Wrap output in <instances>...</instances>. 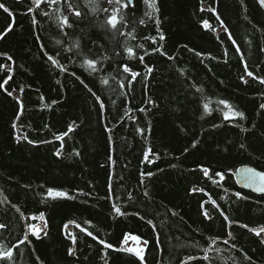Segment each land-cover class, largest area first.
Listing matches in <instances>:
<instances>
[{"label":"trees","instance_id":"trees-1","mask_svg":"<svg viewBox=\"0 0 264 264\" xmlns=\"http://www.w3.org/2000/svg\"><path fill=\"white\" fill-rule=\"evenodd\" d=\"M0 3L11 13L0 9V33L7 32L0 39V83L12 77L0 88V224L6 226L0 253L13 251L0 264H264L262 234L249 231L264 227V194L240 188L230 172L241 165L264 171V84L247 76L264 78L258 0H156L158 11L135 0L123 29L132 35L115 38L105 28L106 0L87 6L79 0L80 18L63 2L42 4L35 13L28 11L35 9L31 0ZM65 15L72 27L61 29ZM87 59L97 61L99 71H91ZM125 64L140 75L133 80ZM220 100L244 117L233 116ZM25 135L35 143L17 141ZM148 149L158 155L145 160ZM149 171L154 175L141 176ZM216 172L225 179L217 183ZM49 189L74 198L50 197ZM235 192L248 199L237 200ZM213 201L234 222L230 227ZM113 203L126 215H116ZM41 221L46 235L31 233L20 244L28 226ZM69 222L75 223V244L65 230ZM125 235L148 241L143 262L116 250ZM212 239L215 247L205 252Z\"/></svg>","mask_w":264,"mask_h":264},{"label":"snow or ice","instance_id":"snow-or-ice-1","mask_svg":"<svg viewBox=\"0 0 264 264\" xmlns=\"http://www.w3.org/2000/svg\"><path fill=\"white\" fill-rule=\"evenodd\" d=\"M31 2H32V4L35 5V9L30 7L28 9L29 12L35 13L36 9H41V5L42 4L57 5V4H60L61 2H63V4H65L67 6V8L69 9V15H72L75 18H80L81 17V11L79 10V7H80L79 0H31ZM259 2H260V4L262 6H264V0H259ZM144 3L146 5H148L149 8H152L154 11H158V9L156 8V0H144ZM87 4H88V0H85V6H87ZM106 4L108 6L104 7L102 9V11L105 14H107L106 15V19H105V28H106V30L110 31L112 33L113 38H115L117 33L119 35L127 34V35L131 36L132 35L131 31H128L127 33H125L123 31V29H127L129 27L128 20L126 18L125 10H127L129 8V6L134 7L135 6V0H106ZM0 9H2L5 13H9L11 15L9 8L4 3H0ZM203 10L204 9L202 8L201 11H203ZM91 11H92L93 14L97 13L98 5L95 6V7H92ZM209 11L215 12L216 10H215V8H210ZM41 14L44 15V16H49L50 15V13H48L47 11H43V10H41ZM85 15H87V14L85 13ZM146 15H148L149 18H151V13H146ZM217 19L219 20L221 27L224 28L225 31H227V27L224 25L223 21L219 19L218 15H217ZM36 22L37 21L35 19V15H34L33 16V23H36ZM139 23L143 24L144 21L141 20ZM204 23H205V25H207L206 21ZM59 26L61 27V29H63V27H65V26L69 27V28L72 27V25L69 23L67 15H65L63 17L62 23ZM11 30H12L11 28H8L7 31H11ZM4 35H7V32L0 33V39H3ZM65 35H67V33H65ZM228 37H229L230 40H232V43L234 45H236V41L232 38L230 32L228 33ZM147 39H151L153 43H156L154 38L148 37ZM159 39L160 40H164L165 39L163 34L160 35ZM57 43H60V42L57 41ZM76 43L78 44V42H76ZM154 51L160 52L161 49L157 48V49H154ZM236 51L237 52L240 51L238 45H236ZM127 52L129 53L130 56H133V57L135 56L133 48L128 47L127 48ZM164 54L167 55L166 53H164ZM169 58L173 59L172 57H169ZM11 59L12 58L9 56L8 60H11ZM138 59H139L140 62H143L144 56H139ZM48 60L51 61L53 65H57L58 64L57 60H55L52 56H48ZM84 63L88 66V68H90L91 71H93V72L99 71V69L96 66L97 65V61L92 60V59H87V60L84 61ZM245 69L247 70V64H245ZM61 70H65V69L61 68ZM146 71L148 73H151L153 71V68L152 67H146ZM123 72L124 73H129L133 80H134L135 77L140 75V73L134 72L127 64L123 65ZM73 75H74V73H73ZM247 76L250 77V78H253V79H259V82L261 84H264V78L255 77L253 72H251V71H247ZM11 79H12V77L9 76L7 79H5L3 81V83H0V88H3L5 84H8V81L11 80ZM244 82L247 83L248 81L245 80ZM102 83L104 85H108L109 81L107 79H102ZM119 86L121 88H123L124 87V83L121 82ZM5 91H7V89H5ZM20 91L22 92L23 88H21ZM112 91H115V89H112ZM7 95L13 96V92L12 91H7ZM96 99L99 100L100 97L97 96ZM149 103L150 104H154L155 102L149 100ZM218 103L222 104L226 108H228L229 111L232 112L233 116L240 117V118L244 117V113L238 112V111H232L231 105L228 104L227 101L220 100ZM21 107H22V105H21ZM100 107L101 108L104 107V104L102 102L100 104ZM204 108H205V110H208V105L205 104ZM260 108L264 109V104H261ZM141 111H143V109H141ZM225 119H228V114L227 113H225ZM13 127L15 128L16 125L13 124ZM69 131H71V128L69 129ZM139 131L141 132V134H143V132H144L143 129H140ZM21 139L27 140V136L26 135L25 136H17V141L18 142ZM60 139H62V137H60ZM27 142L28 143H35V141H32V140H27ZM44 142L47 143L48 141H44ZM192 146L195 147L196 143H193ZM244 147H245V145L241 144V148H244ZM57 155H59V151L57 152ZM77 155H79V153H77ZM149 155L156 156L158 154L153 153L151 149H148V153L145 155L144 159L148 160ZM209 171L210 170L208 168H203V174L206 177H208L209 179H212V176L209 174ZM240 174H241V178H242V181H243L245 187L253 188L255 191H257V192H259L261 194H264V171H257L254 168L245 167V168L240 169ZM152 175H154V173H152L151 171H149L147 173H141L142 177H145V176L150 177ZM213 175L219 177V181H217V183H219V182H221V181H223L225 179L224 173H222V172H216ZM198 190L199 191H203V189H195L194 188L193 192L198 191ZM144 194H145V196L149 195L148 192H145ZM48 195L50 197H54V198H67V199H73L74 198V197L70 196L67 192L57 191V190H53V189H49L48 190ZM234 196L236 197L237 200H246V199H248V197L243 195L241 192H235ZM212 203L216 207V209L218 211H220L221 216L228 223V225L230 227L232 225V223H234V222L229 219V217L224 213V211L222 209H220V206L218 204H216L215 201H213ZM112 208H113V212L116 215H120V216L126 215V213L124 211H122L121 207H119L115 203L112 204ZM17 211L18 212L20 211L19 208H17ZM21 215L23 216L22 213H21ZM203 215L207 219H212V217L209 215L208 211H204ZM25 219H29V218L25 217ZM30 219H36V217L33 216V217H30ZM39 219L44 220L43 213L40 214ZM87 223L90 224L91 222L89 221ZM148 223L151 224V221H148ZM5 227H6L5 225L0 224V229H3ZM28 227H29V229L32 230V234L33 235H36L37 237L39 236V231L40 230L33 229L32 225H29ZM65 227H67V225H65ZM76 227L80 228V225L77 224ZM242 227L248 228V225L245 224V225H242ZM81 231L82 232H86L87 235L92 237L94 240L98 239L97 237L93 236L92 232L87 231L86 228H81ZM249 231L253 232L257 237H260L261 234L264 233V227H260L258 229L257 228H251V229H249ZM45 235H46V233H45ZM228 237L230 239L233 238L231 231L228 232ZM129 239H132L134 241L139 242L141 237L136 236V235H131V236L125 235V237L123 239V244H127ZM27 240H28V233H25L24 234V238L19 243L23 244ZM72 241H73V244L76 243L75 236L72 237ZM98 242L104 246V249H113V245L111 243H106L103 239H99ZM262 242H264V241H262ZM143 243H144L145 246L148 245V241L147 240H144ZM216 243H217L216 239H212L210 241V245L211 246L208 247V248H205L204 251L205 252L212 251L213 248L215 247ZM223 243L224 244H229V239H224ZM18 246L19 245H17V247ZM233 247H235V245H233ZM116 250L117 251H124V252H133L134 251V254L139 258V260L141 262L144 261V255H143V252L145 251L144 248H137V249L133 250V249L127 248V247H121L120 249H116ZM216 250L219 251V249H216ZM75 251H76L75 248L70 249L69 255H75ZM12 255H13V251L10 249L7 252L0 253V259H3L5 257L11 258ZM105 255H106V253H105ZM195 259H197V257H192V256L189 257V260H195ZM202 259L205 260V261H209L210 258H209L208 255H205V256H203ZM244 259L250 261L251 257H249V256H247V254H245ZM185 264H186V262H185Z\"/></svg>","mask_w":264,"mask_h":264},{"label":"water","instance_id":"water-1","mask_svg":"<svg viewBox=\"0 0 264 264\" xmlns=\"http://www.w3.org/2000/svg\"><path fill=\"white\" fill-rule=\"evenodd\" d=\"M258 2H259V0H258ZM259 4H260V2H259ZM260 5H261V4H260ZM261 7H262L263 10H264V6L261 5ZM245 167H247V168H254V169H256L257 171H261V170L255 168V167H253V166H249V165H242V166H239L237 169H233V170H231V173L234 175V178H235V180H236L238 186H239L240 188H242V189L249 190V191H251V192H253V193H256V194H260V195H261V193L255 191L253 188L245 187V186H244V183H243V181H242L241 174H240V169L245 168Z\"/></svg>","mask_w":264,"mask_h":264},{"label":"rangeland","instance_id":"rangeland-1","mask_svg":"<svg viewBox=\"0 0 264 264\" xmlns=\"http://www.w3.org/2000/svg\"><path fill=\"white\" fill-rule=\"evenodd\" d=\"M43 228H44V221H41L38 226L33 227V229L40 230L39 234L42 232ZM27 233H28V235L31 234L32 230L30 229V231H27ZM123 247L131 248V249L135 250L137 248H144L145 245H144L143 241H141V240L139 242H137V241H134L132 239H129L127 244H124Z\"/></svg>","mask_w":264,"mask_h":264},{"label":"bare ground","instance_id":"bare-ground-1","mask_svg":"<svg viewBox=\"0 0 264 264\" xmlns=\"http://www.w3.org/2000/svg\"><path fill=\"white\" fill-rule=\"evenodd\" d=\"M13 259V258H12Z\"/></svg>","mask_w":264,"mask_h":264}]
</instances>
